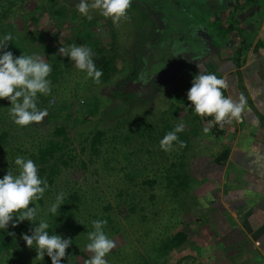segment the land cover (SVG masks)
I'll use <instances>...</instances> for the list:
<instances>
[{"label":"rangeland","instance_id":"374dc122","mask_svg":"<svg viewBox=\"0 0 264 264\" xmlns=\"http://www.w3.org/2000/svg\"><path fill=\"white\" fill-rule=\"evenodd\" d=\"M28 1L31 3L30 8L37 9L41 1L44 0ZM62 1L69 3V8L72 12L74 8H77L76 4L79 2V0ZM149 1L157 8H159L158 3H160L166 8L165 11L178 9L175 11L174 18L171 17L165 27L161 13L152 9L151 12L146 10L142 14L143 10H141V7L134 6H131L128 12L129 19L121 21L119 26L113 24L111 18H105L104 16H100V22H97L95 28L98 29V33L104 39L103 43L109 46L117 59L120 58L121 60L114 73L107 74L106 77L102 78L100 84H92L96 88L95 92L97 95L103 99V103L99 106L100 108H98L96 115L94 114L91 117V115L85 113L86 110L80 107L82 97L76 93L78 80L83 79L82 81L88 82V78L85 72L75 67V62H72L70 57H65V61L63 59L62 61L72 68L71 72H66V77L62 80L60 78L62 73L58 74L59 78L57 79L56 71L52 72L48 77L51 81V93L47 96L38 93L37 107L40 110L47 109L48 111V115L42 123H33L29 126L21 127L15 124L9 115V108L11 106L9 100L5 102L6 106L0 107L3 113L0 117V132L2 131L7 134L0 141V179L10 170V161L13 164L12 170L14 174L18 172L14 165V160L17 156L23 157L25 160L31 159L38 165L39 148L48 139H62L63 134H56L54 131L57 125H62L68 132L66 134L69 137V142H66L67 149L64 155L61 154L62 152H56L57 156L53 158L56 159L58 174V180L55 182V185L51 186L52 192H54L52 193L54 194L53 196H57L59 193H70L74 189L83 190L85 195L87 193L88 195L89 193L93 194L94 207L91 212L99 213L97 217L99 220H104L105 216L110 214L115 220L117 218L116 215L118 216L119 214L122 219L118 216L120 224L117 227L121 224L123 226L120 231L111 229L109 223L104 228L106 235L115 241L116 247L126 241L123 236L124 230L131 228L130 222L126 218H123V216L130 213L129 206L132 200H135L137 210L142 205L146 206V210H153L159 202L167 212V219L160 222H163V224L168 222L169 226L171 225L169 228L162 227V231L165 230L167 232L168 230L169 233L178 231L180 236L181 234L184 237L185 235H190L191 238L189 239V246L184 247V244L181 243L166 254L165 261L164 255L162 257V254H159L158 264H205L206 258H204L202 253L196 252L193 241L203 248L206 244L203 237L199 233H192L194 230L190 228V223L195 217H202L204 215L202 213L203 210L191 207L190 204L194 201V195L191 192L186 194L189 197L192 195L191 200L186 196V211L181 210V206L184 205L182 198H178V201L176 202L175 200L176 203H174V201H170L167 195V201L165 202L163 197L166 194L163 193L166 190H163L165 189L163 177H165L167 171H170V168L167 169V166L172 161V158L167 160V157H165L167 154L160 148L163 132L154 129L157 122L162 124L168 118H170L172 123L177 124L179 122H175L176 119L180 117L185 119V114L188 113L187 108H189L188 105L186 108L187 93L192 85L185 81L188 76L184 72L180 75L179 71L173 70L172 64L165 74L157 75L153 79L150 76L148 78L135 79L133 78V70L126 68V65L128 67L131 65L133 68L139 63L138 36L141 35L143 30L147 31L151 29L158 34L160 29L163 28L166 29L165 34H170L172 30L177 29V26L189 21L187 19L189 13L184 8H176L173 3L163 4L162 0ZM185 1H190L191 9L196 12L199 6L203 5L199 0ZM38 8L33 14H30L28 17L25 16L26 19L22 15H18L16 22L23 28L27 26L33 27L37 33H43L42 37L45 41L50 43L51 47L57 49L58 55L64 57L62 54H59L58 50L63 44L65 46L73 44V42H70V39L74 37L75 26L79 25L82 20L80 17L83 15L78 12L76 18L69 21L68 25L66 23L58 26L59 22L55 21L54 14L49 12V8H43L42 5ZM70 10L68 11L69 15H71ZM91 15L93 18L101 14L98 10H94L91 12ZM140 22H142L141 26H139ZM161 42L164 41L161 40ZM192 46L197 48L198 42ZM164 51H162V56H164ZM175 51H178V44H176ZM180 53L182 52L179 51ZM36 55L44 58L47 63L51 64V58L48 62L49 57H47L46 53ZM162 56L159 55L157 66L162 64ZM174 75L177 78H174ZM122 84H125V90L123 91L125 94H122L121 90H119L122 88ZM130 93L133 94L130 96ZM113 105L115 108L112 107ZM119 105L123 106L120 108ZM178 106L181 109L176 114L175 110ZM106 110L109 111V114L104 113ZM196 123L197 125L195 124L194 126L196 127L195 130L192 124H184L186 125L185 128L189 129L190 134L196 133L195 138L189 137L190 142L186 141V145H189V150L190 143L192 144L191 140L197 141L195 143V153L192 155L191 161L193 163L192 171L199 172L201 169L198 167H203L204 162L195 159L197 154H199L198 152L211 151L218 153L221 151V146H213L211 140L204 139V135H207V133L201 127L205 125L212 130V126L208 121H204L200 116ZM216 125L219 124L216 123ZM95 127L106 131L104 143L97 145L98 149L102 147V150H105L104 153H100L102 154L101 156H98L99 152H97L98 155L95 154L97 150H93L91 146L93 135L91 131ZM152 127L153 129H151ZM219 127L221 128L220 125ZM200 139H204L202 141L204 143L201 146L199 145ZM105 146L111 147L109 154L106 152L107 147ZM187 152L189 154V151ZM91 155H93V160L90 161ZM105 156L111 159L109 161L107 158L109 161L107 165L102 160V157ZM164 157L168 162L166 167L163 165ZM82 160H86L88 165L84 166L81 162ZM124 165H127V167L123 169ZM86 167H89L90 170L85 169ZM152 178H158V181L149 183L147 179ZM153 192H155V197L150 199V195ZM98 195L100 197L96 198ZM155 199L156 201H154ZM201 202L204 203V201ZM47 203L48 200L46 201ZM144 210L143 208L142 212ZM42 213L39 214V219H41ZM130 217L133 218L134 215H130ZM130 217V221H133ZM43 220L49 223L51 217L50 219L44 218ZM156 220L159 223L160 219ZM182 222L183 224H181ZM32 223H30L31 226L39 224L37 222ZM133 227L135 229L131 231V234L132 238L136 241L138 237L141 240L151 238V234L149 236L144 234L140 236L139 231H142V229H138L136 228L137 226L135 227L132 224ZM56 228L53 234H59L65 239H72V244L67 250L68 256L62 258L61 264H85V261L91 258L92 255L86 248H81L82 243H86L89 240L88 233L84 231L89 228L84 227L82 222L75 228L73 223L64 221L63 224H59ZM147 240L144 243L145 247L151 246L148 245ZM139 245L143 244L139 242ZM32 249L37 254L36 248L32 247ZM32 249L5 250L0 258V264H37L38 260L34 259ZM80 250L83 252H80ZM142 251L143 247H141ZM121 255V253L118 254L113 249L106 257L108 264H136V262L133 263L129 258L126 260L122 259L123 261L118 260ZM43 260L47 261L51 260V258L45 254ZM141 264H153V262L147 259V263L142 260Z\"/></svg>","mask_w":264,"mask_h":264},{"label":"crops","instance_id":"0c3cea01","mask_svg":"<svg viewBox=\"0 0 264 264\" xmlns=\"http://www.w3.org/2000/svg\"><path fill=\"white\" fill-rule=\"evenodd\" d=\"M199 2L195 20L176 30L174 70L192 85L199 63L204 74L225 80L226 97L243 96L246 106L239 120L204 135L221 151L195 158L204 166L192 172L190 205L204 215L190 228L206 246L193 243L205 264H264V0Z\"/></svg>","mask_w":264,"mask_h":264},{"label":"trees","instance_id":"16d2710c","mask_svg":"<svg viewBox=\"0 0 264 264\" xmlns=\"http://www.w3.org/2000/svg\"><path fill=\"white\" fill-rule=\"evenodd\" d=\"M77 1V0H75ZM162 3H173V5L177 8H184L186 11L188 10L189 21L187 23H183L180 26H177L176 28H184L187 27L189 22L191 20H195V16L198 13V11H193L191 9L190 1H183V0H162ZM30 2L28 0H0V37H3L5 34L11 33L13 36L12 42H9L8 48L6 50L13 52L14 56L18 57L22 54L25 55H32V54H41L46 53L47 57H49L48 62L51 58V67L52 72L56 71V77L59 78L58 74L62 75L60 76L61 80L66 77V72H71L72 68L67 66L63 61H65V56L61 57L56 52V48L51 47L50 43L45 41V39L42 37L43 33L36 32L35 29L32 27L30 28L27 26L26 28L21 27L19 23L16 22V17L18 15H22L26 19L30 14H33L38 10L40 5H42L43 8L46 7L49 8V12L54 14L55 21L59 25H64L67 23L69 24V21H72V19L76 18V14H78V9L74 8L73 12L69 8V3H64L62 0H44L41 1V4L38 5L37 9L30 8ZM44 5V6H43ZM159 8L154 7L149 0H133L132 6L134 7H141V10H143V13L147 10L151 12L152 9H155L162 15V21L164 24V27L167 25V22H169V19L174 18L175 11L176 10H169L165 11V7L158 3ZM172 6V7H174ZM71 11V15H69L68 11ZM187 13V12H184ZM26 16V17H25ZM100 16H94L91 20H89L85 16H81L82 20L80 21L79 25L75 26V31L73 32L75 35L73 38L70 39V42H73V44L77 46H86L92 49L93 53L95 54L93 56L94 62L96 64L97 69L102 70V78L106 77L107 74L114 73V71L117 69L118 63L120 62V58L117 59V57L114 55V53L110 50L109 46H106L104 44V39H102V36L98 33V29H96L97 22H100ZM134 17V16H133ZM142 22L139 23V26H141ZM74 28V27H73ZM172 30L170 34H165L166 29L161 28L158 34L154 30H147L141 33V35L138 36V51H140V58L139 63L137 66L135 65L133 68L131 65L128 67L126 65V68L129 70H133L135 79H141V78H148L149 76L151 79H153L157 75H162L167 72V69L170 68L171 64L174 68L173 62H174V51L176 50V44L178 43V40H180L179 35L176 34V30ZM163 30V31H162ZM113 32V30H111ZM163 40L164 42H161ZM112 44V43H111ZM165 50V51H164ZM162 51H164V56H162ZM2 54V53H0ZM159 55L162 56V64L160 66H157ZM63 59V61H62ZM123 60V59H122ZM124 62V61H123ZM174 70V69H173ZM51 72V73H52ZM56 79V80H57ZM83 79L78 80L77 84V95L82 97V100H80V107L83 108L86 114L96 115V112L99 106L103 103L102 97L100 98L99 95L95 92L96 88L93 87L92 84L94 81L91 78H88V82L82 81ZM161 80V79H160ZM163 80H165L163 78ZM190 85L191 83L188 82ZM175 84V83H174ZM121 90L122 94L125 90V84H122ZM127 94V93H126ZM133 93H130L131 96ZM7 99H0V107L6 106ZM187 105L189 108H187ZM123 105H119L121 108ZM112 107L115 108L113 105ZM118 107V108H119ZM186 111L188 113L185 114V119L180 117L175 120V122H183V123H189L192 124V127L194 130L196 129L195 124L197 125V119L200 117L198 116L193 106L191 105V102L186 98ZM180 107L178 106L175 110V113L177 114V111H180ZM105 114H109V111L106 110L104 112ZM2 111L0 109V117L2 116ZM178 117V115H177ZM212 116H204L201 117L204 119V121H208L209 118ZM177 123H172L170 118L168 120L166 119L164 123L157 122L154 129H158L160 132H163L161 135L164 137L169 131H174L175 126ZM158 126V127H157ZM186 126V125H185ZM219 125L212 126V128H217ZM153 129V127L151 128ZM56 134H63V138H51L46 140L44 143H42L41 147L39 148V163L37 165L39 169V175L41 179H47L48 182V188L45 191L43 197L39 200L34 202L31 206L36 207V205H39L38 209V216L41 212H43L41 219L48 218L51 221L48 223L49 228L47 231L50 235L55 233L56 227L59 226V224H63L64 222L67 223H73L75 225V228L80 225L82 222V225L84 224V227L89 228L86 231L88 234L89 232L93 231V225L92 222L95 220H99L98 214L99 213H92L91 210L94 207L93 203V194L88 193L85 195V193L82 191H79L78 189H74L70 193H64L65 199L64 204L61 205L60 209L57 210L56 214L51 213L48 209L50 208L51 204L56 202V197L53 196L54 192H52L51 186L55 185V182L58 180V174H57V168H56V159H53L57 156V153L62 152L61 154L64 155L66 152V142H69V137L66 133H68L65 130L64 126H58L54 130ZM91 132H93L92 135V143L91 146L93 150L98 155L97 152H99L98 156H101L104 153V149L102 150V147L100 149L97 148V145L104 143V137H105V130L104 129H98L95 127ZM150 135V133H148ZM7 135L5 132H0V141H2L3 136ZM152 135V134H151ZM179 140L185 142L184 147H180L178 142H174L173 150L171 152L164 151L167 155V160H170L168 166H167V160L164 157L163 165L164 167L167 166V169L170 171H167L164 178V187L166 190L163 194H166L163 198L165 202L167 201V195L170 199V201H174L176 203L178 201V198H182V202L184 205L181 206L182 211H186L187 208L185 207V201L187 202L186 195L187 193L191 192V181H192V168L193 163L191 161L192 155L195 153V143L196 140L192 139V144L190 143V149L188 150L189 145H186V141L190 142V136L195 138L196 133L190 134L189 129L185 128L183 132L177 133ZM47 137V136H46ZM45 139V138H44ZM200 143V142H199ZM106 152L108 154L110 153L109 150L111 147L105 146ZM177 147V148H175ZM187 147V149H186ZM63 149V150H62ZM62 150V151H61ZM102 150V151H101ZM150 151V149H148ZM189 151V154L188 152ZM199 153V152H198ZM105 155V154H104ZM216 159L223 158V155L219 154L216 156ZM108 157H102L103 162L105 165L109 163L111 159ZM93 160V155H91L90 161ZM83 165H88L86 160L81 161ZM111 164V163H110ZM109 164V166H110ZM127 165H124L123 169L126 168ZM85 169H89V167H86ZM15 174L18 175V172ZM149 183H153L154 181H158V178L154 179H147ZM58 195V194H57ZM185 195V196H184ZM182 196V197H181ZM191 196L189 197V200H191ZM100 197L98 195L96 198ZM155 197V192H153L150 195V199ZM158 197V195H156ZM48 200V203L46 204V201ZM176 200V202H175ZM194 200V198H193ZM156 201V199L154 200ZM154 205V203H152ZM158 206V207H157ZM130 213H128L126 216H123V218H126L130 222L131 228L128 230H124L123 236L125 237L126 241L124 243H121L117 247H115L114 251L118 252V254H122L121 257L118 258V260L123 261L129 258L132 260L133 263L136 262V264H141L142 260L143 262L147 263V259H150L153 264H158V259L160 257L159 254H162V257L164 255V261L166 260V254H168L173 248L178 247L181 243L184 245L189 246L190 241L188 240L187 235L185 237L181 234L179 235V232H171L169 233L164 230L162 231V227L164 226L166 228L171 227L169 226L168 222L163 224V220H166V214L167 212L164 210V206L161 203H157L153 210H146V206L142 205L139 210L136 208V202L135 200H132V203L130 204ZM157 207V208H156ZM145 209L144 212H142V209ZM137 210V213H136ZM165 211V212H164ZM129 215V216H128ZM130 215H134V217H130ZM119 218L121 216L118 214ZM118 216L116 215V219L110 215H106L104 220H107L109 223L111 229L115 231H120L123 226L122 224L117 227L120 223V219L118 220ZM140 216V217H139ZM142 216V220H141ZM40 217V216H39ZM38 217V218H39ZM129 217L133 220L130 221ZM122 219V218H121ZM156 219H160L159 223ZM53 221V222H52ZM123 221V220H122ZM157 221V223H156ZM39 223V220L36 221ZM115 222V223H114ZM136 222V223H134ZM30 221H23L19 223L16 227H13L11 224L9 225L8 229H0V258L3 255V252L5 250H21V249H32L29 248L26 245V242L23 240V234L27 233L28 235H31L32 232L30 229H33L34 227L38 225L31 226ZM107 223V225H108ZM33 224V223H32ZM132 224L135 225L136 228L142 229V231H139L140 236L143 234L146 236H149L151 234V238L141 240V238L138 237L137 241L132 238L131 231L135 228H132ZM183 224V222L181 223ZM106 225V226H107ZM140 226V227H139ZM91 228V229H90ZM116 228V229H115ZM180 231V230H179ZM9 232H14L15 236L9 235ZM184 234V233H183ZM88 236V235H87ZM185 238V239H184ZM147 240L148 247H145L144 245L145 241ZM90 241H86V243H82L83 245L81 248H86V245ZM139 242L143 245H139ZM141 247H143V251L141 252ZM186 247V246H184ZM34 248V247H33ZM68 250V249H67ZM66 250V251H67ZM34 254V259H37V264H52L51 260H41L39 257H37V254L34 253V250L32 249ZM80 252H83L80 250ZM162 252V253H160ZM107 257V256H106ZM121 258V259H120ZM141 261H139L138 259ZM146 258V259H145ZM90 259V258H88ZM87 259V260H88ZM123 259V260H122ZM86 260V261H87Z\"/></svg>","mask_w":264,"mask_h":264},{"label":"clouds","instance_id":"9594fccd","mask_svg":"<svg viewBox=\"0 0 264 264\" xmlns=\"http://www.w3.org/2000/svg\"><path fill=\"white\" fill-rule=\"evenodd\" d=\"M133 0H79L76 7L80 14L92 19L91 12L98 10L105 18H111L113 24L119 26L121 21L129 19L128 12ZM11 33L0 37V99L11 102L9 115L14 123L26 127L33 123H42L48 115L47 109L40 110L37 107L38 93L47 96L51 93V81L48 79L52 67L44 58L32 54H22L18 57L13 52L6 50L9 42H12ZM59 54L70 57L75 62V67L86 73L94 83H101L102 70L97 69L91 48L71 44L59 48ZM179 55V54H177ZM200 69L194 78L191 88L188 90L187 99L191 102L198 116H212L221 127L231 124L233 119L239 120L245 110L246 100L243 96L239 100L226 97L222 91L227 87L225 80L215 74H204ZM185 130L183 122L175 126L174 131H169L160 141V148L166 152L173 150L174 142L180 147L185 142L179 140L177 133ZM205 127L204 132H209ZM14 165L18 175L14 174L13 164L10 161V170L0 179V229H8L11 224L16 227L23 221L35 223L38 226L30 229L31 235L23 234V240L29 248L35 247L37 257L44 259L45 254L51 258L52 264H61L62 258L68 256L67 249L72 244L71 238H63L59 234L50 235L47 229L49 224L38 218L39 205H31L39 201L48 188L47 179H41L36 163L17 156ZM65 194L59 193L56 202L48 209L56 214L64 204ZM81 223V222H80ZM107 220H95L92 222L94 231L89 232V243L86 249L91 253V258L85 264H108L106 256L116 247L113 239L109 238L104 228ZM9 235L15 236L14 232Z\"/></svg>","mask_w":264,"mask_h":264},{"label":"built area","instance_id":"2783aa9c","mask_svg":"<svg viewBox=\"0 0 264 264\" xmlns=\"http://www.w3.org/2000/svg\"><path fill=\"white\" fill-rule=\"evenodd\" d=\"M208 123L211 125V126H215L216 125V122L214 120V117H211L208 119ZM226 125V124H225Z\"/></svg>","mask_w":264,"mask_h":264}]
</instances>
